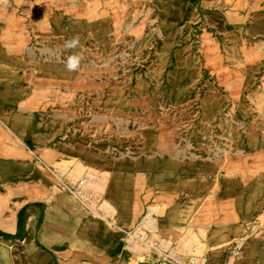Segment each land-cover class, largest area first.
Returning a JSON list of instances; mask_svg holds the SVG:
<instances>
[{"label":"rangeland","instance_id":"374dc122","mask_svg":"<svg viewBox=\"0 0 264 264\" xmlns=\"http://www.w3.org/2000/svg\"><path fill=\"white\" fill-rule=\"evenodd\" d=\"M73 37L79 46L66 49ZM30 102L20 126L0 110V264H160L172 251L199 264H264V0H0V104ZM51 111L59 210L46 217L50 199L34 204L28 242L19 206L30 179L5 160L37 138L25 117ZM127 167L154 170V196L106 245L82 226L98 220L118 235L102 185ZM86 173L102 185L84 193ZM70 208L80 213L73 231Z\"/></svg>","mask_w":264,"mask_h":264},{"label":"crops","instance_id":"0c3cea01","mask_svg":"<svg viewBox=\"0 0 264 264\" xmlns=\"http://www.w3.org/2000/svg\"><path fill=\"white\" fill-rule=\"evenodd\" d=\"M12 58H15V62H19L20 57L18 56V54L12 55ZM18 94L19 92H17L14 95H18ZM35 104L36 103L34 102H30L26 105H23L22 107H20L18 103H10L9 105L0 104V110L3 112L9 111L7 114L3 115V118L6 121H12V122L16 121L14 123L9 124L11 127H15V126H20L21 124L19 123V117L21 116L19 114V111L22 112L28 111L27 114H29L30 112H33L35 110L31 108V106H34ZM49 107H53V105H50ZM54 112L55 113L51 111L50 116H48L47 114L44 115L41 114L42 116L39 119H35V118L32 119L31 117L30 118L25 117L27 121H31V122L22 125H27L26 127L36 126L35 129L38 130H35L34 137L36 135L37 138L32 140L31 143L27 141L26 142L27 144L25 143L24 150L20 149L19 147H16L13 148L11 151L9 149L10 152L8 153V155H6L7 159L5 160V163L8 164L11 168L17 166L24 167L26 171L19 172V175L20 176L25 175V178L30 179L25 182V185L22 188H20V199L22 200V203L19 206V208L20 209L24 208L28 210V214L26 215V218L24 220L27 223L26 226L27 228L29 221L33 223L34 221L33 216L35 215L38 216V212L33 208L34 204L39 207L44 206L43 204L44 201L40 200L43 199V197L46 199V202L48 201V199H50L49 206L51 207V209L47 211L46 217L48 215L50 216L55 215V213L59 210L58 208H54L55 206L58 205V200H59L58 194H53V187L55 184L57 186V181L53 180V175L54 174L57 175V173L53 172L52 167L54 163H58L59 161L58 139H57L59 114L58 111H54ZM35 120L36 122H34ZM14 133L19 137V134L15 130ZM26 152L33 154L34 156H36L34 158L37 161L41 160V162L44 163L42 169L35 159L31 160L25 157ZM37 157H39L40 160H38ZM31 166L35 168V173L33 174L29 171ZM47 167H49L48 169H51L50 173L47 172ZM38 169L40 170L37 171ZM114 170H118L121 172L120 177H115V176L110 177L107 183H103V186H106L104 199L106 198V200L110 201L111 204L114 205V207L116 208V219L121 225V226L119 225L120 231L118 232V235L113 234L106 224H102V225H104L110 231V233L108 234L100 231L99 230L100 228H98L97 224L94 222H92L90 226L85 227V229L92 227L94 230L92 232V237L94 239H98L100 242L105 241L106 245H110L112 244V242H115L116 238L117 240L118 239L122 240L124 236L123 231L126 230L125 226L133 223L136 224L139 222L140 215L144 213L147 205L149 204V202L152 201V197L154 196V186L149 185V183H152V179L147 178L148 176H154L153 173L154 170L148 171L146 169H138L133 167L115 168L112 171ZM17 174L18 172L11 174L9 173V175H17ZM33 177L36 178L32 180ZM162 179H164V177ZM46 181L49 182L46 183ZM44 183H46L45 186ZM37 193H39L40 195L36 196ZM36 203H40V204H36ZM177 208L180 209V207ZM175 210L176 208L173 211H168L164 214L170 216L172 215V213L175 212ZM153 213H154L153 210L149 209L146 211L145 216L146 217L152 216ZM79 216L80 213L76 211V214H74V212L70 208L69 224L72 231L75 229V225L77 223V219L79 218ZM75 217L76 219H74ZM162 219H166V218H162ZM152 220H157V219L152 218ZM104 222H109V221L104 219ZM23 223L25 224V222ZM34 225L35 227L33 232L36 231V221H34L33 226ZM28 229L31 231V228ZM42 230L43 231L41 233H43L44 235V233L47 231L45 229ZM97 231H99V234L97 233ZM113 236L115 237L114 239ZM44 244L46 245V243Z\"/></svg>","mask_w":264,"mask_h":264},{"label":"bare ground","instance_id":"6f19581e","mask_svg":"<svg viewBox=\"0 0 264 264\" xmlns=\"http://www.w3.org/2000/svg\"><path fill=\"white\" fill-rule=\"evenodd\" d=\"M82 15H84V14H82ZM168 15H169V9L164 5V14H162V17H163V20H165L166 24H168L170 22V18H169ZM86 22H87V20L85 19L83 23H86ZM102 24L105 25V23H102ZM98 180H99L98 179V175L86 173L85 176L81 178L80 185H79L78 189H82V191L84 193H86L85 189L89 188L91 186V184L94 185V186L102 185V183H100ZM74 193H76L75 190H74ZM15 217H16V213L12 209H9V210L6 211L5 219H6L7 222H9V223L14 222L15 221ZM95 221H97V226H98V228H100L99 229L100 231H102L103 233H106V234L110 233V231L104 225H102L100 221H98V220H95ZM149 221H152V220H149ZM33 223H34V221H33ZM33 223L31 221L28 222V228H31V231H29L27 233V235L25 236L26 240L28 239V242L30 240H32V238H33V230H34V227H35V225L33 226ZM85 227H87L86 224H84L82 226V228H85ZM97 233L99 234V231H97ZM114 238L115 237L113 236V239ZM40 239H41V241L43 243H46V240L43 239V233L41 234ZM131 241L132 240H129L128 242L131 243Z\"/></svg>","mask_w":264,"mask_h":264},{"label":"clouds","instance_id":"9594fccd","mask_svg":"<svg viewBox=\"0 0 264 264\" xmlns=\"http://www.w3.org/2000/svg\"><path fill=\"white\" fill-rule=\"evenodd\" d=\"M79 46V38L73 37L71 40L65 41L66 49H74ZM82 57L80 55H72L67 59L66 68L68 71H76L80 65Z\"/></svg>","mask_w":264,"mask_h":264},{"label":"built area","instance_id":"2783aa9c","mask_svg":"<svg viewBox=\"0 0 264 264\" xmlns=\"http://www.w3.org/2000/svg\"><path fill=\"white\" fill-rule=\"evenodd\" d=\"M160 264H199L194 260L185 261L174 251L168 252L161 259Z\"/></svg>","mask_w":264,"mask_h":264}]
</instances>
